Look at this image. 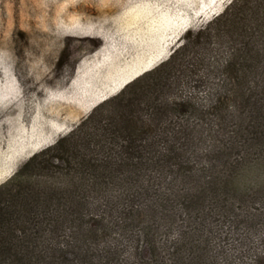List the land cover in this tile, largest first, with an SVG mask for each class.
I'll use <instances>...</instances> for the list:
<instances>
[{
	"label": "trees",
	"instance_id": "trees-1",
	"mask_svg": "<svg viewBox=\"0 0 264 264\" xmlns=\"http://www.w3.org/2000/svg\"><path fill=\"white\" fill-rule=\"evenodd\" d=\"M183 65L218 79L193 126L176 122L192 99L170 98ZM150 74L49 148L64 167L46 171V195L0 199V264H217L214 232L250 198L238 173L264 160V0H230L123 94Z\"/></svg>",
	"mask_w": 264,
	"mask_h": 264
},
{
	"label": "rangeland",
	"instance_id": "rangeland-1",
	"mask_svg": "<svg viewBox=\"0 0 264 264\" xmlns=\"http://www.w3.org/2000/svg\"><path fill=\"white\" fill-rule=\"evenodd\" d=\"M229 2L0 0V199L30 186L46 195V171L64 167L55 158L62 155L61 148H49L94 107L108 99H128L135 88L145 86L157 74L123 94L126 85L153 72ZM184 66L176 73L170 98L192 99L191 113L175 120L193 126L218 79L205 77L201 70L189 76ZM99 68L109 76L103 91L94 90ZM84 93L93 99L81 98ZM228 158L225 154L224 160ZM255 159L253 168L238 173L241 184L250 185V198L238 195L239 217L217 227L212 237L217 264H253L256 258L264 264V160ZM40 234L32 245L41 253L50 245L43 231Z\"/></svg>",
	"mask_w": 264,
	"mask_h": 264
},
{
	"label": "bare ground",
	"instance_id": "bare-ground-1",
	"mask_svg": "<svg viewBox=\"0 0 264 264\" xmlns=\"http://www.w3.org/2000/svg\"><path fill=\"white\" fill-rule=\"evenodd\" d=\"M79 6V5H78ZM75 8V7H74ZM81 9V8H80ZM108 9H110V8H108ZM82 11H84V8H83V10ZM106 11V10H105ZM69 12V11H68ZM75 12V11H74ZM78 12H79V10H78ZM77 13V12H76ZM81 13H84L85 14V12H81ZM87 13V12H86ZM84 14H82L83 16H84ZM93 14V13H92ZM67 16V15H66ZM88 16V15H87ZM90 17V16H89ZM118 53H116V55H117ZM115 55V54H114ZM111 57V56H110ZM104 64V63H103ZM102 65V64H101ZM98 76H99V78H97V84L96 85H94V90H101V91H103L104 90V86L106 85V83L109 81V76H108V72L105 70V69H103V68H99L98 69ZM7 77V76H6ZM93 92H95V91H93ZM81 98H83V99H86V100H88V101H90V100H92L93 99V97H94V95L93 94H91V93H84L82 96H80ZM92 103V102H91ZM65 113V112H64Z\"/></svg>",
	"mask_w": 264,
	"mask_h": 264
}]
</instances>
